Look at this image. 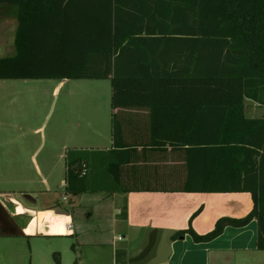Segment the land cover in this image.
Returning a JSON list of instances; mask_svg holds the SVG:
<instances>
[{"label": "trees", "instance_id": "trees-1", "mask_svg": "<svg viewBox=\"0 0 264 264\" xmlns=\"http://www.w3.org/2000/svg\"><path fill=\"white\" fill-rule=\"evenodd\" d=\"M0 15L18 21L0 80L110 79L113 110L148 112L149 136L126 138L116 112L112 149L66 151L70 199L246 193L247 215L199 234L198 210L175 237L256 221L264 251V118L246 114L247 100L264 106V0H0Z\"/></svg>", "mask_w": 264, "mask_h": 264}, {"label": "crops", "instance_id": "crops-1", "mask_svg": "<svg viewBox=\"0 0 264 264\" xmlns=\"http://www.w3.org/2000/svg\"><path fill=\"white\" fill-rule=\"evenodd\" d=\"M17 27L15 18L0 15V58L15 55ZM62 81V86H65L68 80ZM51 91V85L44 84L43 80H0V173L13 169L24 172V175L8 181H4L0 175V264H53L51 257L57 254V246L50 239L64 236L46 235L44 214L47 211L66 210L70 215L65 217V223L70 224L68 220H73L75 209L71 199L67 202L54 200L49 177L40 171V164L35 162L40 177H32L27 173L34 170L26 157L28 151L5 147L4 144L6 139H26L40 134L47 137L52 130L53 117L48 118V111L44 107L50 100V97H46ZM97 106L95 102L91 105L94 110L99 108ZM116 112H119V118L124 123L126 138L149 136L147 111H118L111 106L110 110H104L106 123L111 122L108 145H77L74 149H112V121ZM60 124L63 129L69 127L66 121L61 120ZM75 126L76 132L82 129L81 121ZM90 128L92 134L88 136L101 137L98 126ZM155 160L159 163L160 155L155 156ZM37 184L44 188H37ZM25 194L43 202L42 207L35 209L32 202L23 199ZM245 194L131 192L106 195L113 209L110 213L113 237L109 241H101L93 235L91 241H81L79 249H89L80 254L78 252L75 264H116L117 251L124 252L120 255L124 264H264V251L257 249L256 221L243 228L227 227L222 235L209 242H195L189 234L175 237L189 227L192 215L198 210L201 212L193 220L192 227L199 234L210 232L220 217L247 215L253 202L251 196L249 198ZM200 195L209 196L197 198ZM6 205L10 206L13 220L22 234L16 233L5 211ZM125 205L127 217L122 219L119 214ZM13 206L15 213L11 211ZM213 206L216 208L214 217L208 211ZM83 229L78 223L75 234L81 235ZM67 233L66 230L65 236H68ZM63 250L67 251V248ZM63 261L64 258H57L58 264H70Z\"/></svg>", "mask_w": 264, "mask_h": 264}, {"label": "rangeland", "instance_id": "rangeland-1", "mask_svg": "<svg viewBox=\"0 0 264 264\" xmlns=\"http://www.w3.org/2000/svg\"><path fill=\"white\" fill-rule=\"evenodd\" d=\"M43 81L44 84H49L52 88L50 95L47 94L46 97L47 99L50 97V100H47V106L44 107L48 111V118L51 115L53 117L52 130L47 133L46 138L40 134L26 139H6L4 144L5 147L28 151L26 157H28L34 170L27 173L31 174L32 177H40V169L45 176H48L54 200L57 202L62 200V195L66 191V151L74 149L77 145H83L84 147L89 145L106 147L108 145L111 122L107 121L106 123L104 110L106 108L107 110L111 109L112 87L110 79L68 80L65 86H62L63 81L58 79H45ZM93 102L99 108L94 110L91 107ZM246 114L248 117L264 118V106L247 100ZM61 120L68 122V129L61 127ZM78 121H81L82 129L76 132L74 128ZM92 121L94 124H91ZM93 125L99 127L102 133L101 137L88 136L92 134L90 127ZM35 162L40 164L39 169ZM0 175L4 181H8L24 175V172L13 169L5 170ZM36 187L44 188L39 184ZM245 195L250 196L249 194ZM206 196L209 195H200L197 198H208ZM70 201L75 209L73 220H68L72 226L71 231H68V236L50 239L57 246V254H53V257H51L53 264H58L57 258L59 257L64 258L65 263L75 264L81 251L87 252L89 249L84 247L83 250L82 248L80 250V242L91 241L93 235L98 236L101 241H109L113 237L110 229L112 203L106 195L100 193L83 194L72 197ZM42 203L37 201L34 208H41ZM208 211L214 217L216 213L215 206ZM78 223L84 228L81 235L75 234ZM64 248H67V251H64Z\"/></svg>", "mask_w": 264, "mask_h": 264}, {"label": "water", "instance_id": "water-1", "mask_svg": "<svg viewBox=\"0 0 264 264\" xmlns=\"http://www.w3.org/2000/svg\"><path fill=\"white\" fill-rule=\"evenodd\" d=\"M23 199L32 202L33 204H36L37 201L35 198H33L29 194L23 195ZM6 213L9 215L10 222L14 225L15 229L17 230V234H22L20 232L19 227L16 226L13 216L10 212L9 207L6 205L5 207ZM37 212L35 211V216ZM70 213L66 210H54V211H47L44 214V220H43V227L47 228L46 235L49 236H65L66 235V223H65V217L69 216Z\"/></svg>", "mask_w": 264, "mask_h": 264}, {"label": "built area", "instance_id": "built-area-1", "mask_svg": "<svg viewBox=\"0 0 264 264\" xmlns=\"http://www.w3.org/2000/svg\"><path fill=\"white\" fill-rule=\"evenodd\" d=\"M62 200L67 202L69 200V196L67 195L66 191L65 193L62 195ZM72 229L71 224H66V230L70 231Z\"/></svg>", "mask_w": 264, "mask_h": 264}, {"label": "flooded vegetation", "instance_id": "flooded-vegetation-1", "mask_svg": "<svg viewBox=\"0 0 264 264\" xmlns=\"http://www.w3.org/2000/svg\"><path fill=\"white\" fill-rule=\"evenodd\" d=\"M10 204V203H9ZM11 205V204H10ZM10 207V206H9ZM12 208V213H15V207L13 206V207H11Z\"/></svg>", "mask_w": 264, "mask_h": 264}]
</instances>
